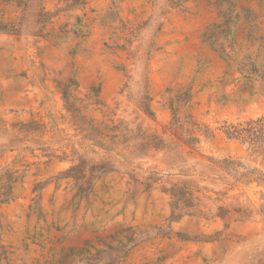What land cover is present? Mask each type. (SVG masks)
I'll return each instance as SVG.
<instances>
[{
	"label": "rangeland",
	"instance_id": "1",
	"mask_svg": "<svg viewBox=\"0 0 264 264\" xmlns=\"http://www.w3.org/2000/svg\"><path fill=\"white\" fill-rule=\"evenodd\" d=\"M0 264H264V0H0Z\"/></svg>",
	"mask_w": 264,
	"mask_h": 264
}]
</instances>
